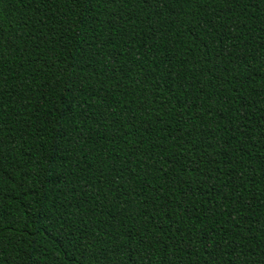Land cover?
Here are the masks:
<instances>
[{
    "label": "trees",
    "instance_id": "1",
    "mask_svg": "<svg viewBox=\"0 0 264 264\" xmlns=\"http://www.w3.org/2000/svg\"><path fill=\"white\" fill-rule=\"evenodd\" d=\"M110 8L0 0V264H264V0Z\"/></svg>",
    "mask_w": 264,
    "mask_h": 264
},
{
    "label": "snow or ice",
    "instance_id": "2",
    "mask_svg": "<svg viewBox=\"0 0 264 264\" xmlns=\"http://www.w3.org/2000/svg\"><path fill=\"white\" fill-rule=\"evenodd\" d=\"M40 2L47 5L49 3V0H40ZM72 2L75 5L81 6V7L84 5H88L90 7L97 6V7H103L105 9H109L110 6L119 5L121 3H126V0H72ZM141 2L146 3L147 0H141ZM153 2H155V0H153ZM39 10L42 11V8H40ZM110 15L113 21H116L118 19L117 10L115 7L110 8ZM0 46H2V44H0ZM262 63H264V58H262ZM262 124H264V122H262ZM129 240L134 241L135 237L129 236ZM113 245L115 246V241H113ZM89 247H91V245H89ZM134 251H135V244H133L132 246V252ZM132 252L129 253L130 264H135L134 258L132 257ZM262 259H264V257H262Z\"/></svg>",
    "mask_w": 264,
    "mask_h": 264
}]
</instances>
